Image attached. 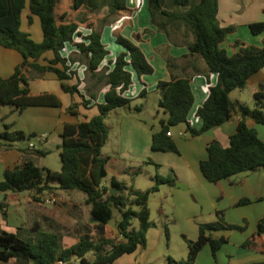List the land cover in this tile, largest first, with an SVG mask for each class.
<instances>
[{
  "label": "trees",
  "instance_id": "1",
  "mask_svg": "<svg viewBox=\"0 0 264 264\" xmlns=\"http://www.w3.org/2000/svg\"><path fill=\"white\" fill-rule=\"evenodd\" d=\"M127 0H32L28 4L31 15L39 18L43 35L41 42H35L30 35L23 32L21 13L26 7L25 0H0V46L17 51L22 62L8 78L0 77V106L13 107L21 112L28 107H59L60 100L52 94L33 95L29 90L32 72H52L60 81L62 90L70 95L78 94V85L69 86L65 82L76 73L72 66L76 60L71 56H63L66 44L74 45L80 54L79 63L83 64L92 77L104 81L108 87L103 95V101L96 103L98 114L87 122L66 123L60 134L61 138V170L50 171L38 166L33 158L23 159L14 168L6 170L4 179L0 182V193H20L31 191L41 195L45 190L50 191L51 181L58 182L62 191L77 190L85 194V204L90 207V214L95 223L97 238L90 231L80 235L76 244L63 247L61 236L39 231L31 238H21L17 234L0 233V261L11 259L14 264H114L123 255L134 253L138 247L146 246V233L154 227L150 221L148 198L157 192L160 185L173 187L177 179L171 170L166 177L158 174L152 177L153 185L145 191L128 187L111 177L109 186L119 189V193H109V186H104L106 177L105 165L107 157L101 155V149L108 138V127L105 124L107 115L118 108H123L133 100L124 94L133 83L132 72L139 79L152 75L155 71L141 48L132 40L115 34V43L122 46L124 51L108 62L105 68L102 64L109 55V50L101 40V27L123 13L128 12ZM219 0H148V9L152 23L157 30L169 38L177 28H183L192 39L186 42L189 52L200 56L210 74L217 76V83L210 84L207 78V97L198 107L195 116L202 121L200 128L191 126L188 120L189 112L194 103V96L189 78H179L171 75L168 81H159L156 91H163L158 105L167 114L160 121V129L151 135V150L159 152L178 153L177 146L170 135V128L180 124L186 125V131L191 137H199L206 131L218 127L229 120L234 113L238 117L236 132L229 138V145L223 147L217 140L206 145L207 158L199 162V170L209 183L219 181L240 173L264 169V143L254 128L246 125L247 119H253L264 125V95H253L254 107L243 103H235L230 99V93L245 88L247 79L264 68V41L261 47L236 42L238 51L228 55L221 47L227 34L235 31V26L221 27L217 18ZM180 7V10L174 9ZM107 8L104 17L99 11ZM263 20L251 23L248 28L253 35L264 32ZM85 29L87 33L81 32ZM77 40V41H75ZM53 52V59L47 66H41L38 60L47 52ZM166 67L170 72L174 63L171 57H166ZM57 64L62 69L55 67ZM147 89L144 87L138 97H144ZM91 103L83 97L82 105ZM78 104L72 103L68 111L77 116ZM135 111L140 106L134 107ZM20 131L3 132L0 141L8 144L29 140ZM29 154L43 157L46 151L30 150ZM156 168L161 167L148 159ZM248 199H241L237 206L249 204ZM5 204L0 201V210L4 211ZM113 209L117 210L120 220L116 224L118 238L104 236V227L112 217ZM213 222L198 225V238L187 240L188 254L184 260L175 261L168 258L172 264H195L197 256L205 245H209L212 254L227 243L226 238L213 239L211 231L239 230L244 226L228 224L222 214L217 212ZM138 221V228L133 227V221ZM264 233V218L257 224L256 233L247 243H256L257 238ZM166 240L168 230L164 227ZM91 253L93 259L86 258ZM74 260H78L74 262ZM253 264H264L258 262Z\"/></svg>",
  "mask_w": 264,
  "mask_h": 264
},
{
  "label": "crops",
  "instance_id": "2",
  "mask_svg": "<svg viewBox=\"0 0 264 264\" xmlns=\"http://www.w3.org/2000/svg\"><path fill=\"white\" fill-rule=\"evenodd\" d=\"M25 2L26 7L21 13L20 28L23 32L28 33L35 42H41L43 35L39 18L31 15V24L28 23L30 13L27 4L30 1L27 2L25 0ZM126 5L129 10L128 12L123 13L115 19H109V22L103 24L101 27V40L109 50V55L102 64V68H105L110 60H113L124 51L122 46L115 43L116 33L132 40L141 48L155 71L152 75H145L141 79L132 72L133 83L124 95L132 99V103H134L139 98L138 95L144 87H146L147 92L156 91L158 82L170 80L171 75L179 78H189L194 103L189 112L188 120L192 127L196 129L200 128L202 121L195 116V112L207 97L206 76H208L209 82L212 85L217 83V76L208 72L207 66L200 56L189 52L186 42L190 41L192 36L186 34L183 28L177 27L171 33L170 38L165 33L157 30L156 26L152 23L148 9V0H127ZM263 8L264 0H219L217 18L220 26H235V31L227 34L221 44V47L228 55H233L238 51L239 48L235 47L236 42L261 47L264 41V32L253 35L248 25L263 20ZM104 9L107 10V8H103L102 10ZM26 10L28 12H24ZM102 10L99 11V16H101ZM24 16L25 21L23 20ZM80 30L84 34L87 33L85 29ZM62 55L71 56L76 60V63L72 66V70H75L76 73L65 83L69 86L78 85V94L70 95L65 93L61 88L57 76L52 72L38 73L35 71L29 72L28 70L27 75L31 78L29 81L30 93L33 95L44 93L55 95L60 100V106L28 107L21 112L16 111L13 107L0 106V134L5 131L9 133L20 131L26 136H32L25 143L22 141L8 144L0 141V182L3 181L6 170L14 168L21 160L28 158H33V161L40 167L59 172L62 166L60 159V134L64 124L87 122L98 114L96 103L103 101V95L108 88L105 82L97 80V78L92 77L85 71L86 67L78 62L80 54L74 45L67 43ZM53 57V52L47 51L41 56L38 63L41 66H47L48 61L53 59ZM166 57L173 59L174 65L170 72L166 67ZM21 62L22 57L17 51L0 46L1 78L10 77ZM55 67L62 69L60 64H57ZM156 93L159 94V91H156ZM232 93L234 91L230 95ZM255 93L264 95V68L258 70L247 79L244 89L235 90V97L231 98V101L246 104L248 107L251 106L249 104H252L253 107V95ZM83 97L85 100L91 101L87 107L82 105ZM72 103L78 104L77 116L71 115L68 111ZM119 109H115L111 113H118ZM129 110H131V107H129ZM107 119L110 118L107 116L105 121ZM124 121H126L125 123L130 121L144 132V123L136 120L134 115L124 118ZM246 125L249 128H254L264 143V125L257 123L253 119H247ZM237 126L238 117L233 113L229 120L222 125L206 131L199 137H192L187 142H184L180 138L185 137L187 133L186 125L180 129L179 137H173L170 131L178 153L151 150L152 132H149V143L147 145L143 144V148L137 151L140 157L150 156V160L155 164L160 166L170 165L182 189L211 191V199V197L215 196V188H212L214 187L212 185H217L222 194L221 198L227 197L224 205H211L209 213L211 217L207 220L188 219V225L191 224L190 228L182 230L184 235H182L181 239L171 237V245L168 247V252L170 253V258L175 261L184 260L187 257V240L195 241L198 238V225L215 221L218 211L223 212L229 224L235 225V207L240 208L248 205L237 206V203L241 199L247 195H256L257 197H254L257 200L256 202H263L262 194L264 191L260 185L252 183L250 180H247L245 183L246 191H244V194L240 193L235 196L234 176L213 184L206 181L200 173L199 162L207 158L206 145L212 140H217L223 147H227L229 145V138L236 132ZM41 134L45 135V139L37 141V137ZM31 142L36 143L35 148L30 147ZM34 149L46 151L47 154L43 157L31 156L29 151ZM102 156L108 158L105 165L106 177L104 179L107 181H103L102 184L109 186L111 177H115L118 181L122 182L120 176L109 168L110 157ZM49 186L52 189L50 191L45 190L41 195H36L37 199H34V194L31 191L2 193L3 196L0 198V201L4 202L5 208L4 211L0 210V233L6 232L17 234L21 238H31L39 231L51 232L61 236L63 247H70L76 244L80 235L87 231H90V235L93 238H97L95 223L93 222V224L89 225L87 221V219L91 220L92 216L90 214V207L85 204V199L83 202L81 199L77 200V195L74 191L66 192L59 190L57 181H51ZM109 188L111 187L109 186ZM80 203L82 207L79 206L77 208ZM230 207H232V210L225 211L226 208ZM237 211L239 212L236 220H242L240 223L242 225L239 226H243L245 224L243 221H247V227L242 231L238 230V235H235V230H231L230 232H226L225 230L211 231L210 235L213 239L223 237L227 239V243L222 245L215 255L212 254L210 246L208 244L205 245L199 252L195 264H253L264 262V233L257 238L256 243H247V240L256 233L259 220L264 218V205L259 206L253 215L240 209ZM81 212H87L88 218L78 215ZM188 218L191 217L188 215ZM104 236L118 238L116 227H109L107 223L104 227ZM159 243V231L155 229V226L151 227L146 233V246L144 248L138 247L132 254L121 256L114 264H152L151 254L156 251ZM163 258L166 259V256L164 255ZM0 263L14 264L15 261L11 259L7 262L0 261ZM165 264L172 263L166 260Z\"/></svg>",
  "mask_w": 264,
  "mask_h": 264
},
{
  "label": "rangeland",
  "instance_id": "3",
  "mask_svg": "<svg viewBox=\"0 0 264 264\" xmlns=\"http://www.w3.org/2000/svg\"><path fill=\"white\" fill-rule=\"evenodd\" d=\"M26 1L29 2L31 0ZM174 9L180 10L181 8L174 6ZM27 10L24 12H28ZM106 13L107 10L104 9L100 15L103 16L106 15ZM25 16L23 17L24 21ZM28 23L31 24V22ZM234 97L235 91L230 95V99ZM159 98L160 95L157 94L156 91H148L144 97H140L136 99L134 103L131 102L127 106L120 108L117 111L118 113L110 112L107 115L110 119L105 121L106 126L109 128V136L105 145L101 149V153L104 156L110 157L109 168L120 176L122 183L139 191H145L153 185L151 179L154 175L158 174L159 176L166 177L170 175V171L172 170L170 165H163L160 168H156L153 164L148 162L150 156L140 157L139 154H137V151L143 148V144L147 145L149 143L148 133L159 131L160 121L165 119L167 115L165 111L158 105ZM249 105H251L250 108H252V104ZM135 106H140V110L135 111ZM129 107H131V110H129ZM132 115H134L136 120L144 123V132L140 128L134 126L130 121L125 123L126 121H124V118H129ZM182 128H184V125L182 124L171 127L170 131L172 132L173 137H179L178 134ZM180 138L184 142H187L191 140L192 137L187 132L185 137ZM25 142H27V140L23 141V143ZM233 178H235V196L240 193L244 194V191H246L245 183L247 180L260 185L261 189L264 191V169H259L256 172L240 173L235 175ZM103 181L105 182L107 180ZM177 183L178 182H176V184ZM176 184L173 187L160 185L159 190L157 192L151 193L148 198V208L150 213L149 219L154 223L155 229L159 231L160 238L158 248L155 252H153V254H151L152 264H165L166 260H168L170 257L168 247L171 245V237H176L177 239L182 238V235H184L182 230H188L191 225H188V219L207 220L209 217H211L209 215L211 211V205H224L225 199L227 198H221L222 194L217 185H212L214 186L212 188H215V196L211 197L210 199L211 191L209 192L207 190L200 189H198V191H194L192 189H182L181 187H176ZM73 191L77 195L76 199H81L83 202L85 199V194L77 190ZM254 197L256 198L257 196H245L243 199H248L250 203L240 208L235 207V225H242L240 224L242 220H236V216L239 212L237 210L240 209L241 211L250 212V214L253 215L259 206L264 205V193L262 194V203L256 202L257 200ZM79 206L82 207L81 203L77 206V208ZM228 210H232V207L226 208L225 211ZM218 212L222 214L224 221L229 224V222L225 219L223 212ZM78 215H83L82 217L84 218H88L89 216L87 212H81ZM188 215L191 218H188ZM119 220L120 215L118 211L113 209L112 217L108 222V226L113 228L114 226L116 227V224ZM87 221L89 225L93 224L92 218L91 220L87 219ZM243 222H245L244 225L247 227V221ZM133 227L136 229L138 228L137 220L133 221ZM164 227H166L168 230V240H166L164 234ZM225 231L230 232L231 230ZM235 235H238V230H235ZM164 255L166 256V259L163 258ZM86 258L91 261L93 256L91 253H88Z\"/></svg>",
  "mask_w": 264,
  "mask_h": 264
},
{
  "label": "water",
  "instance_id": "4",
  "mask_svg": "<svg viewBox=\"0 0 264 264\" xmlns=\"http://www.w3.org/2000/svg\"><path fill=\"white\" fill-rule=\"evenodd\" d=\"M159 95H160V97H162V96H163V91H159ZM176 186H177V187H181V185H180L179 183H177ZM119 192H120L119 189L110 188V190H109V193H110V194H112V193H119ZM2 196H3L2 193H0V198H1ZM92 220H93V217H92Z\"/></svg>",
  "mask_w": 264,
  "mask_h": 264
},
{
  "label": "built area",
  "instance_id": "5",
  "mask_svg": "<svg viewBox=\"0 0 264 264\" xmlns=\"http://www.w3.org/2000/svg\"><path fill=\"white\" fill-rule=\"evenodd\" d=\"M43 139H45V135L44 134H41V135H39L38 137H37V141H40V140H43ZM30 147L31 148H35L36 147V143L35 142H31L30 143ZM78 260H76V262H77ZM57 264H63L62 262H58Z\"/></svg>",
  "mask_w": 264,
  "mask_h": 264
}]
</instances>
